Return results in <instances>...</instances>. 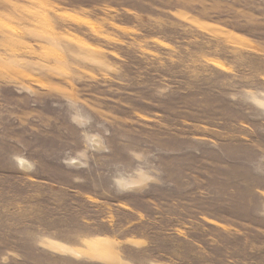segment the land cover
<instances>
[{
  "label": "rangeland",
  "instance_id": "obj_1",
  "mask_svg": "<svg viewBox=\"0 0 264 264\" xmlns=\"http://www.w3.org/2000/svg\"><path fill=\"white\" fill-rule=\"evenodd\" d=\"M0 264H264V0H0Z\"/></svg>",
  "mask_w": 264,
  "mask_h": 264
}]
</instances>
